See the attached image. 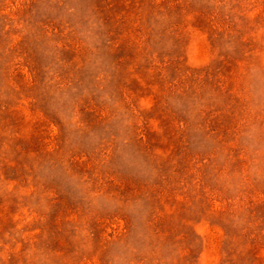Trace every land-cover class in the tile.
I'll return each instance as SVG.
<instances>
[{
    "label": "rangeland",
    "instance_id": "rangeland-1",
    "mask_svg": "<svg viewBox=\"0 0 264 264\" xmlns=\"http://www.w3.org/2000/svg\"><path fill=\"white\" fill-rule=\"evenodd\" d=\"M0 264H264V0H0Z\"/></svg>",
    "mask_w": 264,
    "mask_h": 264
}]
</instances>
